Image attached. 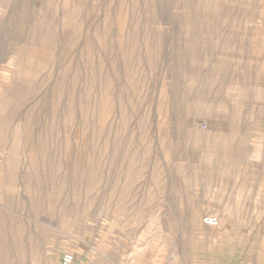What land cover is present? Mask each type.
<instances>
[{
	"label": "rangeland",
	"instance_id": "1",
	"mask_svg": "<svg viewBox=\"0 0 264 264\" xmlns=\"http://www.w3.org/2000/svg\"><path fill=\"white\" fill-rule=\"evenodd\" d=\"M64 254L264 264V0H0V264Z\"/></svg>",
	"mask_w": 264,
	"mask_h": 264
},
{
	"label": "built area",
	"instance_id": "2",
	"mask_svg": "<svg viewBox=\"0 0 264 264\" xmlns=\"http://www.w3.org/2000/svg\"><path fill=\"white\" fill-rule=\"evenodd\" d=\"M204 222L210 226H216L218 223L217 219L214 217H208L204 220ZM73 263H74V257L71 254H64L61 257L60 264H73Z\"/></svg>",
	"mask_w": 264,
	"mask_h": 264
},
{
	"label": "bare ground",
	"instance_id": "3",
	"mask_svg": "<svg viewBox=\"0 0 264 264\" xmlns=\"http://www.w3.org/2000/svg\"><path fill=\"white\" fill-rule=\"evenodd\" d=\"M203 223L205 224V225H207L204 221H203ZM218 224V223H217ZM208 226H210V225H208Z\"/></svg>",
	"mask_w": 264,
	"mask_h": 264
}]
</instances>
